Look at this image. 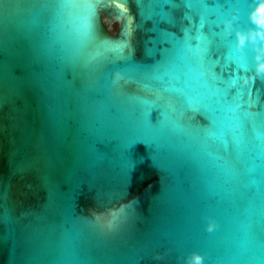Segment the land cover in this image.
Instances as JSON below:
<instances>
[{"label": "water", "instance_id": "1", "mask_svg": "<svg viewBox=\"0 0 264 264\" xmlns=\"http://www.w3.org/2000/svg\"><path fill=\"white\" fill-rule=\"evenodd\" d=\"M0 264H264V0H0Z\"/></svg>", "mask_w": 264, "mask_h": 264}, {"label": "snow or ice", "instance_id": "2", "mask_svg": "<svg viewBox=\"0 0 264 264\" xmlns=\"http://www.w3.org/2000/svg\"><path fill=\"white\" fill-rule=\"evenodd\" d=\"M85 37L87 38V33L85 32ZM99 54V52H97V55ZM89 59H91V57H89ZM162 132V130L160 131V133Z\"/></svg>", "mask_w": 264, "mask_h": 264}]
</instances>
